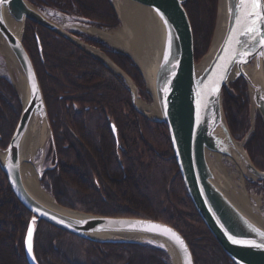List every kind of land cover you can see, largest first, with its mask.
I'll return each instance as SVG.
<instances>
[{
    "label": "trees",
    "instance_id": "obj_1",
    "mask_svg": "<svg viewBox=\"0 0 264 264\" xmlns=\"http://www.w3.org/2000/svg\"><path fill=\"white\" fill-rule=\"evenodd\" d=\"M28 1L40 9L82 18L88 25L115 28L119 24L108 0ZM182 5L191 25L197 62L212 38L217 0H186ZM71 33L106 54L129 76L139 96L147 98L142 75L128 55L92 36ZM22 44L36 71L53 134L42 179L56 202L101 216L163 222L186 240L194 264H234L187 194L167 126L148 120L133 108L123 78L68 39L28 20ZM222 106L231 134L243 139L251 120L242 78L223 88ZM20 112L15 89L0 76V148L7 146ZM110 120L117 128L118 143ZM244 148L253 164L264 170V126L257 113ZM260 185L264 188V181ZM30 217L0 169V246L5 252L4 264H28L24 236ZM34 253L39 264H171L167 253L156 245L91 242L43 221L36 226Z\"/></svg>",
    "mask_w": 264,
    "mask_h": 264
},
{
    "label": "water",
    "instance_id": "obj_2",
    "mask_svg": "<svg viewBox=\"0 0 264 264\" xmlns=\"http://www.w3.org/2000/svg\"><path fill=\"white\" fill-rule=\"evenodd\" d=\"M108 1L119 19L120 15L115 5L117 1H130L148 7L155 14L163 29V46L160 53L158 52V61L152 73L151 86L134 58L129 53L123 52L132 59L141 73L148 88L147 92L157 105L159 116H150L137 107L135 84L99 49L87 45L85 42H79V39L67 28H63L60 24L47 18L44 11L42 12L28 0H0V38L4 40L11 52L27 87L26 98L21 100L18 96L21 112L12 136L7 146L4 149L0 148V169L5 174L10 189L18 202L31 214L24 236V254L27 263L39 264L34 254V238L37 223L43 221L68 234L96 243L146 242L157 244L156 241H165L175 250L179 264H194L186 240L170 225L151 219L111 217L79 212L63 207L55 200V206L47 205L36 199L27 190L21 174V166L25 160L22 157L21 148L31 123L45 124L46 126V140L36 153H39L40 165H42L39 171L40 179L45 170L43 161L49 142L53 140L40 83L33 63L22 44L25 23L28 20L68 39L86 53L94 56L112 73L123 78L129 89L133 108L148 120L162 122L167 126L174 158L187 194L205 226L225 254L234 264H264V247L256 246L264 245V235H261L264 233V228L240 209L225 193L209 159L210 154L219 153L235 162L241 169L243 177L258 182L264 181V170L258 169L253 164L244 148L248 135L254 130L256 113L264 126V84L260 83L261 79L252 80L246 71V67L253 63L264 68V46H261L258 40L253 43L248 36L240 34V25L236 22L237 17L242 14L241 10L236 7L240 0H225V31L212 57L203 67L201 63L210 52L214 40L220 0H217L216 24L210 47L199 62L194 59L193 34L187 13L182 5L186 0ZM5 11L17 22L22 23L19 35L13 33L7 25ZM160 13H163V17ZM260 27L264 28V24ZM233 29H236L234 35L243 43L236 45L233 41L230 48L238 51L244 49L247 44V62H241L239 55L233 59L231 51L225 48L229 34L233 32ZM36 41L42 58V48L37 35ZM88 48L103 54L113 64L115 70ZM221 76L225 78L221 79ZM239 78L244 80L247 87L251 120V128L241 141L231 134L222 106L223 88ZM217 86L218 91H213ZM109 126L116 143H118L117 128L112 120L109 121ZM234 152H236V156ZM36 154L33 158L29 157L25 161L35 165ZM137 221L150 222L172 229L182 238L186 250L169 235L145 230L146 225L129 226ZM30 228L32 235L29 240ZM257 229L259 231H256ZM230 237L252 243H233ZM29 245L31 252H29ZM157 245L166 251L159 244Z\"/></svg>",
    "mask_w": 264,
    "mask_h": 264
},
{
    "label": "bare ground",
    "instance_id": "obj_3",
    "mask_svg": "<svg viewBox=\"0 0 264 264\" xmlns=\"http://www.w3.org/2000/svg\"><path fill=\"white\" fill-rule=\"evenodd\" d=\"M115 5L122 22L121 29L117 30L113 34L108 31L96 30L94 28H88L87 31L91 34H95L97 37L111 42L112 45L117 46L122 51L129 53L137 62V64L143 71L149 85L151 86L152 73L158 61V54L160 53V50L163 46V29L159 24V21L156 18L155 14L148 7L130 1H117ZM43 13L53 22L60 24L63 28H67L68 25L66 23H59L54 18H52V13H47L45 11ZM5 20L13 33L19 35L22 23L17 22L10 14L7 13V11H5ZM225 24V0H220L218 21L214 40L210 52L204 57V60L201 63L202 67L204 64L208 63L213 55V52L217 48L224 34ZM79 30L86 32L84 26H81ZM89 50L93 51L110 68L115 70L113 64L103 54H101L97 50ZM0 54L5 55L8 59L9 65L17 69L19 81L18 83H16V86L19 91L21 100H24L27 96L25 79L19 72L14 58L2 38H0ZM246 71L252 80L258 81L259 79H261L260 83L264 84V68H262L261 66H256L253 63L250 66L246 67ZM136 105L140 110L146 113L149 112L148 114L150 116H159L156 104L148 108L145 103L137 98ZM45 140V124L31 123L22 143V157L25 160L29 157L30 159L33 158V156L37 153L38 148L42 147ZM234 155L236 156V152H234ZM222 157L223 155L219 153H212V157L209 159L213 170L215 171L221 185L224 188L223 190L240 209L246 212L256 223L264 228V217L261 216V212L259 211L260 199L256 197L257 206H253L249 203L248 194L245 190L243 179L241 182H239V184L235 183V178L237 176L236 169H240L239 166L234 162V164H236L234 173H227V167L221 164ZM226 158L229 159V157ZM25 160H23L21 166V174L27 190L39 201L47 205L55 206L53 198L41 188L39 180L37 179L36 175H34V165ZM256 211H258V213H255ZM156 242L168 252L174 264H179L175 250L169 243L165 241Z\"/></svg>",
    "mask_w": 264,
    "mask_h": 264
},
{
    "label": "rangeland",
    "instance_id": "obj_4",
    "mask_svg": "<svg viewBox=\"0 0 264 264\" xmlns=\"http://www.w3.org/2000/svg\"><path fill=\"white\" fill-rule=\"evenodd\" d=\"M47 13H52V18H54L57 22L66 23L68 25L67 26L68 29L79 30L81 26H84V28L86 29L85 33L87 35L92 36L94 38H97L100 41H103L106 45H108L113 50H118V51H121L122 53L124 52L121 49H119L117 46L112 45L111 42L106 41V40H104V39H102L100 37H97L95 34H91L90 32L87 31L88 28H94L96 30L108 31V32H111L113 34L117 30L121 29V27H122V22L120 21L119 18H118L119 24H118L117 27H115V28H105V27H97V26H94V25H87V24H85L83 22H80L78 19H75L73 17H61L60 15H58V14H56L54 12H47ZM215 24H216V22H215ZM214 29H215V27H214ZM213 33H214V30H213ZM212 38H213V34H212ZM212 38H211V41H212ZM80 41L83 42V40L79 39V42ZM211 41H210V44H211ZM210 44H209V47H210ZM87 45H89V44H87ZM209 47H208V49H209ZM208 49L206 50V52L201 56V58L197 62H199L203 58V56L207 53ZM104 55L107 56L106 54H104ZM17 73H18L17 69L15 67L9 65L7 57L5 55L0 54V76L4 77L11 84V86L15 89V91L17 93V96H19V91H18L17 86H16V83H18V81H19V76H18ZM144 84H145V82H144ZM136 90H137V98L139 100H141L143 103H145L148 106V108L153 106V105H155L154 99L147 92L148 88L146 87V85H145V92L147 94V98L139 96L137 87H136ZM237 140L241 141L242 139L240 140L238 138ZM211 157H212V154L209 155V158H211ZM34 162H35V165L33 166V172H34V175H36L37 179L39 180V184H40L41 188L45 192H47L53 198V200H55L53 193L49 189H46V187L44 186L43 179L39 178V171L42 168V165H40L41 160L39 158V153L36 154V156L34 158ZM221 164H223V165H225L227 167L226 168L227 173H229V174L234 173V170L236 169V164H234V162L232 160L226 158V156H223ZM236 172H237V176L235 178V180H236L235 183L239 184V182H241L242 179H243L244 187H245V190H246V192L248 194L249 203L251 205H253V206H257L256 197H258L260 199L259 200V203H260L259 211L261 212V216L264 217V188L262 187V185H260V182L253 181L251 179L249 180V179L243 177L240 169H238V170L236 169ZM66 208H68V207H66ZM69 209H72V208H69ZM72 210H76V211H79V212H84V211L77 210V209H72ZM84 213H87V212H84ZM255 213H258V211H256ZM64 241H67V240L65 239ZM67 242H69V240ZM73 242H75L76 246L78 245L77 244L78 242H76V241H73ZM55 243L57 244L58 241H55ZM60 246H62V248H63L64 245L60 244ZM2 252H4V250L0 246V264H4V259L2 258ZM4 254H5V252H4ZM169 260H170L171 264H174L171 257H169Z\"/></svg>",
    "mask_w": 264,
    "mask_h": 264
},
{
    "label": "snow or ice",
    "instance_id": "obj_5",
    "mask_svg": "<svg viewBox=\"0 0 264 264\" xmlns=\"http://www.w3.org/2000/svg\"><path fill=\"white\" fill-rule=\"evenodd\" d=\"M238 9L241 10V15L237 17V24L240 25V34L248 36L249 39L255 43H260L261 46H264V28H261L260 26L264 24V0H240V3L236 6ZM159 11V10H157ZM160 15L163 17V13H160ZM165 23L167 21L165 20ZM236 33V29H233V32L229 34L228 42L225 45V48L231 51V56L234 59L237 55H239L241 62H247L246 57L248 55L247 47L248 45L245 44L244 49L240 50H231L230 46L235 42L236 45H240L243 43L241 40H239L234 34ZM230 63V61H229ZM226 72V67H225ZM225 78L224 76H221V79ZM213 91H218V86L213 89ZM63 222V221H61ZM146 225L145 230L150 231H158L160 234L169 235L170 238L174 239L175 242H177L181 247L185 248L184 242L182 238L175 233L172 229L167 228L163 225H157L152 224L150 222H143V221H137L135 224H129L130 227H135L136 225ZM256 231H259L258 229ZM32 235V229H29V240ZM261 235H264V233H261ZM232 239L233 243H252L248 241H241L236 239L235 237H230ZM260 247H264V245H256ZM29 252H31V246L29 245Z\"/></svg>",
    "mask_w": 264,
    "mask_h": 264
},
{
    "label": "flooded vegetation",
    "instance_id": "obj_6",
    "mask_svg": "<svg viewBox=\"0 0 264 264\" xmlns=\"http://www.w3.org/2000/svg\"><path fill=\"white\" fill-rule=\"evenodd\" d=\"M72 31H78V32H80V33H84V34H86L85 32H83V31H81V30H74V29H72ZM71 32V31H70ZM87 35V34H86ZM84 42V41H83ZM41 58V57H40ZM42 59V58H41ZM46 171V170H45ZM44 171V172H45ZM44 174V173H43ZM42 177H43V175H42Z\"/></svg>",
    "mask_w": 264,
    "mask_h": 264
}]
</instances>
